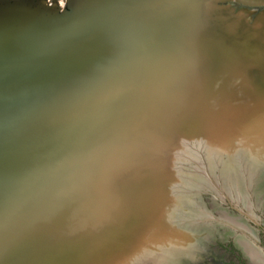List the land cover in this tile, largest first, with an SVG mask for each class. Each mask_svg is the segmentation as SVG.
Masks as SVG:
<instances>
[{
	"label": "rangeland",
	"instance_id": "1",
	"mask_svg": "<svg viewBox=\"0 0 264 264\" xmlns=\"http://www.w3.org/2000/svg\"><path fill=\"white\" fill-rule=\"evenodd\" d=\"M22 1L46 13H60L48 27L78 14L83 2ZM89 3L93 23L80 34L85 40L94 37L88 51H109L152 66L165 62L175 71L172 78L184 80L181 88L206 91L203 102L198 92L195 101L186 90L185 106L169 110L183 113L190 123L200 118L195 116L199 110L210 118L209 128L195 133L184 128L165 136L155 157L164 174V195L156 193L149 201L141 180H134L127 191L129 197L134 192L130 200L137 201L119 215L118 207L112 213L87 201L89 184L79 193L67 185L75 196L71 198L59 183L54 188L44 184L37 175L40 165L29 171L16 163L18 177L12 166L6 167L0 171V264H264V213L255 209L264 206V160L259 155L264 153L259 133L264 127V0ZM174 23L233 66L232 77L245 87L241 99L215 101L212 93H222L217 85L149 42L148 31ZM98 40L107 43L96 44ZM223 63L217 60L213 70L221 72ZM142 201L144 215L138 210ZM84 206L112 221L85 212ZM148 207L155 215L148 214Z\"/></svg>",
	"mask_w": 264,
	"mask_h": 264
},
{
	"label": "water",
	"instance_id": "2",
	"mask_svg": "<svg viewBox=\"0 0 264 264\" xmlns=\"http://www.w3.org/2000/svg\"><path fill=\"white\" fill-rule=\"evenodd\" d=\"M92 4L83 0L78 14L51 27L60 13L0 20V171L12 166L18 177V165L29 171L40 165L37 175L49 188L79 193L89 184L87 201L112 213L118 207L119 215L137 201L127 191L134 180H141L147 200L164 195L155 157L165 136L184 128L206 132L210 118L195 110L200 118L190 123L169 110L184 107L186 90L193 99L196 89L181 88L184 80L172 78L168 67L90 53L94 37L80 34L93 23Z\"/></svg>",
	"mask_w": 264,
	"mask_h": 264
},
{
	"label": "bare ground",
	"instance_id": "3",
	"mask_svg": "<svg viewBox=\"0 0 264 264\" xmlns=\"http://www.w3.org/2000/svg\"><path fill=\"white\" fill-rule=\"evenodd\" d=\"M153 1L154 0H152V2ZM37 8H38L37 6L27 4L25 3V1L22 0H0V20L8 19L11 21H23L22 23H24L25 21H33L36 20L37 18L48 16V13L46 14L44 11H40V10L38 11L41 14H31L33 12L32 10L36 9L37 11ZM17 13L19 14L14 15ZM159 17L164 18V20H167L165 19L164 16L159 15ZM147 35L151 36L150 38H148L150 41L149 40L148 41L153 43L156 47H159L161 51L168 53L171 56H176L181 62L191 66L195 71H198L200 75H203L204 77L209 79L211 83L217 85L218 88H220V92L222 91V93L219 94V96L217 95L215 96L212 93V95L215 97L214 99L215 101H218L220 103L221 101L228 102L229 100H234L236 97H239L241 99L242 95L240 91H242L243 88H245L244 84L241 83L239 79H235L232 77L234 70L233 66L229 62H226L225 58L221 55V53L218 50L210 47L209 45H205L203 42L195 39L183 27L178 26L175 23L173 24V27L172 26H165L163 28L158 27L155 31L151 29V31L147 32ZM209 48L212 49V52H210ZM210 54L211 55L216 54L218 57H216L215 55L210 56ZM217 60H222L224 62L223 63L224 68L221 69V72H217V70H213L216 69L214 63L217 64ZM161 63L162 65L161 66L159 65V67L162 71H164V68L166 67H162V66H165L164 64L165 62L162 61ZM172 72L175 71L172 70ZM233 79L237 82L236 83L233 82ZM225 87H229V88H225ZM211 89L213 90L214 88ZM196 92L199 93L201 100L205 102L206 91L201 92V90L200 91L196 90ZM197 96L193 97L195 101ZM246 144H247L246 142L243 143V146L247 147ZM82 183H81L82 185L81 187H83L85 182L82 181ZM60 187L64 191L65 195L71 198L75 197L70 190L65 189L66 187L63 186ZM85 208L86 207L84 206L83 210L85 212L88 213L90 212L92 215L97 214L98 218L108 219L107 221L109 222L112 221L109 219L110 216L107 217L105 213L100 212L101 213L100 214L99 212L97 213L96 211L91 212L89 209H85ZM147 210L150 216L155 215L154 213H152L153 211L150 210V207H148ZM114 235L117 234L115 233ZM181 241L187 243V240H181Z\"/></svg>",
	"mask_w": 264,
	"mask_h": 264
},
{
	"label": "crops",
	"instance_id": "4",
	"mask_svg": "<svg viewBox=\"0 0 264 264\" xmlns=\"http://www.w3.org/2000/svg\"><path fill=\"white\" fill-rule=\"evenodd\" d=\"M259 133L261 134L260 135L261 136L260 138L264 139V127H262V128L259 129ZM254 138L257 139V136H254ZM259 155H261L263 157V160H264V153H261V151H260V154ZM259 198L260 197H258V199ZM258 206H259V208L256 206L255 209L258 210L261 213H264V206L263 205L260 206L259 204H258ZM238 246H240L241 248H243V246H241V243H239Z\"/></svg>",
	"mask_w": 264,
	"mask_h": 264
}]
</instances>
